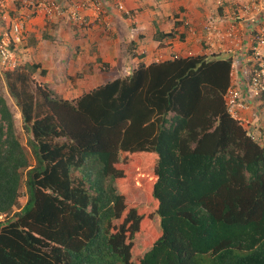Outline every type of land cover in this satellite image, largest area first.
Returning <instances> with one entry per match:
<instances>
[{
  "label": "trees",
  "instance_id": "obj_1",
  "mask_svg": "<svg viewBox=\"0 0 264 264\" xmlns=\"http://www.w3.org/2000/svg\"><path fill=\"white\" fill-rule=\"evenodd\" d=\"M230 67L139 63L74 99L40 64L1 73L25 143L0 91V264H264V134L227 113ZM128 170L150 211L127 207Z\"/></svg>",
  "mask_w": 264,
  "mask_h": 264
},
{
  "label": "crops",
  "instance_id": "obj_2",
  "mask_svg": "<svg viewBox=\"0 0 264 264\" xmlns=\"http://www.w3.org/2000/svg\"><path fill=\"white\" fill-rule=\"evenodd\" d=\"M76 1L77 0H55L54 3H60L61 6L68 10L71 6L75 5ZM245 1L247 0H100L101 3L109 5L108 10L102 12L105 13L104 15L98 16L99 11L85 8L80 13V16L84 20L83 25L74 22V20L67 15V11L60 15L54 14L50 17L36 12V16L28 21L24 31L25 34L16 39L14 49L16 50V54H22V52L26 50L41 51L45 48L49 50L51 56V51L53 52L52 55H55L57 53V47H59L52 45L53 43L51 40L55 35H57L58 38L63 37L66 40L69 39V44L72 39L74 40V42L67 47L63 46L61 49L59 47L57 55L61 57H58L57 63H55L54 66L51 65L48 68L46 65L47 63H37L47 71L46 76L39 81L49 86H51L54 78H63L67 76L65 73L67 65L66 56L68 57L71 53H76L75 55H77V58L79 56L78 51L80 48L73 46L77 45L75 42L78 43L79 41L75 40L72 34L68 32L65 33V30L67 31V29H70L73 31L75 28L76 31L74 30V33L82 32V29L89 30V24L92 25V28L96 32L94 33L95 37H97L96 41L99 40L100 43L103 44L97 58L100 59L101 62L103 61L109 64L111 68H109V74H117L119 68L115 65L119 64V61H126L127 59L129 60L128 62L133 65L132 68L138 66L139 63L148 65L153 62L169 60L172 59L174 55H181L184 57L189 52L192 53L193 56L231 60L233 51H235L233 47H220L217 45L220 41L215 42L217 44H215L214 47L204 45L201 42L200 30L203 23L210 18L223 26L226 25V19L229 14L237 11V5ZM118 4H122L126 9L130 10L134 15V19L129 20L126 18L124 14L117 9ZM173 9H177L176 12H173L175 13L174 15L171 14ZM101 25L105 27H100ZM108 31H110V34H108ZM157 31L162 33L173 32L174 38L164 39L161 35L157 37ZM110 36L113 39H110ZM238 36L240 40L243 42L245 41L246 35L244 25ZM60 42V45L65 44L63 41ZM120 45L125 47V49H120ZM95 62H97L96 58L91 60V63ZM124 66L125 65H123L121 69ZM96 67V64L93 65V71L96 70ZM52 69L54 72H52ZM97 77L98 80H101L97 86L107 80L115 78L105 77L104 75L103 77ZM62 98L72 99L69 97ZM257 123V129L260 130L263 136L264 115L261 116ZM24 200L26 201L25 198Z\"/></svg>",
  "mask_w": 264,
  "mask_h": 264
},
{
  "label": "built area",
  "instance_id": "obj_3",
  "mask_svg": "<svg viewBox=\"0 0 264 264\" xmlns=\"http://www.w3.org/2000/svg\"><path fill=\"white\" fill-rule=\"evenodd\" d=\"M16 10L15 18L9 15V9ZM85 8L95 11L101 9V4L95 0H77L68 10L60 3L46 0H0V74L12 71L18 66L14 45L16 39L27 26L28 17L24 15L28 9L40 12L50 17L54 14L67 15L79 25L84 24L80 13ZM117 9L129 20L134 15L122 4ZM245 27L246 39H239L241 28ZM201 42L206 46L233 47L229 85L224 94V104L229 116L239 123L247 135L257 142H262L263 136L257 129L258 121L264 112V1L247 0L237 5V11L229 14L226 25H221L214 19H208L201 27ZM193 57L187 53L184 57L174 55L173 59ZM133 68L124 67L123 74H128ZM0 216V220H2Z\"/></svg>",
  "mask_w": 264,
  "mask_h": 264
},
{
  "label": "rangeland",
  "instance_id": "obj_4",
  "mask_svg": "<svg viewBox=\"0 0 264 264\" xmlns=\"http://www.w3.org/2000/svg\"><path fill=\"white\" fill-rule=\"evenodd\" d=\"M32 1L36 2V1H42V0H32ZM46 1L52 2V3L55 2V0H46ZM97 1L101 3L100 0H97ZM108 6H109L108 4L101 3V9L99 10L98 16L104 15L105 13H102V12L103 11L106 12L108 10ZM12 8H13L12 10L9 9V15L15 18L17 16V13H16V10H14V7ZM176 11L177 9H173L171 11V14L174 15L175 13L173 12H176ZM23 12H25L24 15L29 16L28 21L32 19L34 16H36V14L33 13L34 11L32 9H28ZM28 21H27V24H28ZM88 27H89V30L82 29V32H77V33H74V30L76 31L75 28L73 31L70 29H67V31L65 30V33L68 32L69 34H72L74 36V39L79 41L78 43L75 42V44L77 45H73V46L79 47L80 49L78 52L79 53L82 52V53L81 54L78 53L79 55L78 58L76 57L77 55H75L76 53L75 54L71 53L69 54L68 57L66 56L65 59L67 60V65H66L65 73L67 74V76L63 78L56 77L53 79V82L50 87L53 88L54 91L57 92V94L61 97H69V98L74 99V97L78 96L84 91L97 86V84L100 83L99 81H101L100 79L98 80L97 76L103 77L104 75L105 77H110V78L118 77L121 74H123L122 70L124 67L132 68L133 66L128 62L129 61L128 59L126 61L121 60L119 61V64L115 65L119 68L117 74L110 73V74H113V75H110L109 74L110 66L108 63L103 62V61L100 63L98 62L91 63V60H94V58L98 59L97 57H98L99 51L103 47V44L100 43L99 40L96 41L97 37H95V34H94L96 32L92 28V25L89 24ZM100 27H105V26L101 25ZM105 31L107 33L106 29ZM65 33H62V34H65ZM24 34L25 33L23 32L21 35H19V37H22ZM108 34H110V31H108ZM110 39H113V38L110 36ZM60 41H63L65 44L60 45L61 44ZM51 42L53 43L52 45L59 46L61 49L63 48V46L67 47L71 45L74 42V40L72 39L71 43L69 44V39L66 40L63 37L58 38L57 35H55V37L51 40ZM59 47H57V53L56 54L54 53L55 55H52L53 52L51 51V56H50L49 50H46L45 48L42 49L41 51L30 49V50H26L22 52V54L18 53L16 54L18 65L24 64L26 62H29V63L32 62L33 64L34 63L35 64L47 63L46 65L48 68L51 65L54 66L55 63H57L58 57H61L57 55L59 52ZM123 48L125 49V47L120 45V49H123ZM95 64L97 65V67H96V70L93 71V65ZM106 65L107 67H105ZM123 65L125 66L121 69ZM52 72H54L53 69H52ZM38 80H42V79L38 78ZM93 80H96V81H93ZM0 91L2 92V94L4 95L5 99L7 100L9 104V107L15 118L18 134L22 142L25 143V138L22 135V119L19 114V110L15 106L13 100L8 95L7 89L5 87V83L2 77H0ZM146 185H147V179L145 177L140 176L137 170H128L127 179L125 180L127 207L129 208L137 207L142 211L144 210L150 211V207L148 205L147 192L145 190ZM20 204L21 206L25 204L24 198H21ZM146 228H148V231L150 232V234L146 235L142 239L139 238V239L134 240V245L138 252H140V250L142 249V243L147 242L150 239V235L151 236L158 235L160 231L159 219L157 217H151V219L146 221Z\"/></svg>",
  "mask_w": 264,
  "mask_h": 264
}]
</instances>
